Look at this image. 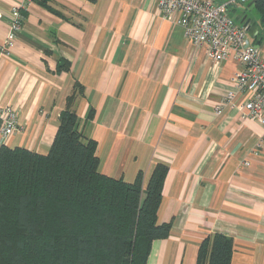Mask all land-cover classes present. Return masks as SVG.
Wrapping results in <instances>:
<instances>
[{
	"label": "crops",
	"instance_id": "1",
	"mask_svg": "<svg viewBox=\"0 0 264 264\" xmlns=\"http://www.w3.org/2000/svg\"><path fill=\"white\" fill-rule=\"evenodd\" d=\"M253 1L230 15L260 47ZM23 3L0 0V44ZM21 14L16 42L0 53V110L13 106L19 128L0 131V147L47 154L75 92L77 128L96 140L101 173L133 182L142 172L146 188L167 167L158 221L171 231L153 241L147 264H196L215 233L233 239L231 264H264V124L241 115L248 96L232 78L243 65L212 60L158 0H39Z\"/></svg>",
	"mask_w": 264,
	"mask_h": 264
},
{
	"label": "trees",
	"instance_id": "2",
	"mask_svg": "<svg viewBox=\"0 0 264 264\" xmlns=\"http://www.w3.org/2000/svg\"><path fill=\"white\" fill-rule=\"evenodd\" d=\"M251 5L264 24V0ZM75 98L47 154L0 147V264H147L153 241L170 234L158 221L167 167L158 165L146 188L142 172L133 182L101 173L96 140L77 128ZM232 253L233 239L215 233L196 264H231Z\"/></svg>",
	"mask_w": 264,
	"mask_h": 264
},
{
	"label": "built area",
	"instance_id": "3",
	"mask_svg": "<svg viewBox=\"0 0 264 264\" xmlns=\"http://www.w3.org/2000/svg\"><path fill=\"white\" fill-rule=\"evenodd\" d=\"M13 7L10 32L4 44H0V53H10L17 33L22 29L21 10L25 4ZM249 0H158L163 18L181 25L186 36L196 46L207 44L208 56L215 62L229 57L243 65L232 81L238 91L244 92L248 100L241 106L242 117L259 119L264 124V56L262 49L254 45L248 34V24L236 22L230 15L231 10L244 6ZM230 91L217 106L233 98ZM19 128L17 112L13 106L0 110V131L10 136ZM248 164V162H246Z\"/></svg>",
	"mask_w": 264,
	"mask_h": 264
},
{
	"label": "rangeland",
	"instance_id": "4",
	"mask_svg": "<svg viewBox=\"0 0 264 264\" xmlns=\"http://www.w3.org/2000/svg\"><path fill=\"white\" fill-rule=\"evenodd\" d=\"M251 16L253 17V19L258 18L259 14L256 11H251ZM249 37L252 38L251 33H249ZM254 43V42H253ZM261 45H259L262 48V53L264 54V42L260 43Z\"/></svg>",
	"mask_w": 264,
	"mask_h": 264
}]
</instances>
